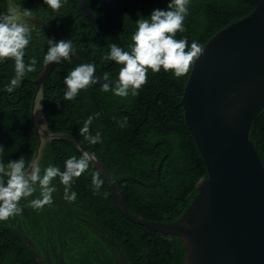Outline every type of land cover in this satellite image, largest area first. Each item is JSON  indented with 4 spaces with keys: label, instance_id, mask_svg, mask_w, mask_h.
Masks as SVG:
<instances>
[{
    "label": "trees",
    "instance_id": "16d2710c",
    "mask_svg": "<svg viewBox=\"0 0 264 264\" xmlns=\"http://www.w3.org/2000/svg\"><path fill=\"white\" fill-rule=\"evenodd\" d=\"M85 2L100 21L118 34L126 51H131L136 21L149 17L154 9L166 10L170 0L137 1L119 16L106 14L101 0ZM62 5L59 10L46 8L48 17L38 29L31 30L24 59L27 63L35 57L38 63L36 71L25 76L28 81L9 93L7 86L15 75V61H0V145L4 148L0 162L5 167L23 156L28 170L38 148L39 136L31 113L36 87L30 81L45 66L47 39H70L73 54L95 64L102 75L109 73V81L119 75L122 64L102 62L110 45L117 44L115 40L92 24L74 0H62ZM187 7L186 30L177 32L176 39L187 37L189 46L193 41L205 46L220 30L254 10L243 0H190ZM78 65L72 60H61L43 85L41 112L49 133L73 138L84 151L94 154L117 182L129 212L155 222L178 220L197 194L198 182L207 177L179 106L191 70L178 78L163 68L158 73L149 69L147 83L136 96L120 97L95 83L81 90L74 100H65L64 79ZM96 113L99 116L92 121L90 132L93 136L99 132L102 142L90 144L79 129ZM250 138L264 166V107L252 122ZM80 155L74 144L54 139L45 144L36 162L41 169L52 164L63 171L68 158ZM94 171L96 167L90 164L86 172L75 178L69 192L77 193L74 202L64 198L65 186L59 177L52 181L57 191L51 206L42 210L27 206L39 196V189L32 197L22 199V214L0 221V264H37L15 228L29 239L43 264H60L59 255L63 264H120L117 250L101 231L115 240L127 264H185L187 250L182 239L128 221L115 207L102 173L104 183L94 194Z\"/></svg>",
    "mask_w": 264,
    "mask_h": 264
},
{
    "label": "water",
    "instance_id": "95a60500",
    "mask_svg": "<svg viewBox=\"0 0 264 264\" xmlns=\"http://www.w3.org/2000/svg\"><path fill=\"white\" fill-rule=\"evenodd\" d=\"M74 1L92 24L126 50L118 34L92 13L85 0ZM137 1L142 0H101V4L106 14L119 16ZM243 1L254 10L207 42L179 102L207 171L185 213L172 223L132 214L107 167L96 156L92 163L104 175L122 216L152 232L182 239L187 250L185 264H264V166L250 138L252 122L264 107V0ZM62 60L87 63L74 54ZM56 64L45 65L30 81L36 87L31 113L39 136L33 161L41 146L34 120L36 98ZM95 75L100 77L97 84L101 87L105 83L113 87L119 79L118 75L113 81H104L101 73L96 71ZM25 81L28 79H23L21 86ZM49 136L74 144L81 153L87 152L73 138L52 133ZM161 166L162 162L157 168L158 178ZM14 230L36 263L43 264L29 239L20 229ZM101 233L117 250L120 264H127L115 240ZM59 261L63 264L60 255Z\"/></svg>",
    "mask_w": 264,
    "mask_h": 264
},
{
    "label": "clouds",
    "instance_id": "9594fccd",
    "mask_svg": "<svg viewBox=\"0 0 264 264\" xmlns=\"http://www.w3.org/2000/svg\"><path fill=\"white\" fill-rule=\"evenodd\" d=\"M45 4L53 10H59L62 0H44ZM66 2V0H64ZM190 0H170L166 10L154 9L149 17H141L136 21L137 30L132 36L131 51H126L117 44L110 45V51L102 57L103 61L112 60L123 67L119 71V79L114 87L105 83L103 91H113L115 95L127 97L138 95L139 89L147 83L149 69L154 73L171 71L176 77H181L193 69L196 61L204 52V46L193 41L189 46L187 37L176 39L177 32H184V20L188 15ZM32 10H19L11 7L7 14H0V61L14 59L15 75L7 86L10 93L19 87L28 73L36 71L38 63L35 57L25 62V49L31 41V28L22 18H30ZM48 50L44 57L45 65L59 63L62 59H69L75 49L70 39L55 41L47 39ZM96 66L93 63H82L71 70L65 77V100H74L81 90H84L99 81L96 75ZM102 79L109 80V73L105 72ZM99 116L96 113L89 116L82 128L80 135L90 144L102 142L101 134L94 136L90 132L92 121ZM127 122V117L124 118ZM124 124H121L123 127ZM4 151L0 145V153ZM95 161V155L82 152L80 157L71 156L65 161L64 170L49 164L46 168L33 161L26 170V161L23 156L11 160L7 166L0 162V221L21 215L22 199L32 197L39 189V196L28 202V207L42 210L44 206L53 204V193L57 191L52 181L59 177L60 183L65 186L64 198L74 202L77 193L70 189L75 178L86 172L90 164ZM4 177H7L5 181ZM104 180L99 170L92 173L94 194L99 193ZM105 195H107L105 193Z\"/></svg>",
    "mask_w": 264,
    "mask_h": 264
},
{
    "label": "flooded vegetation",
    "instance_id": "af4514ba",
    "mask_svg": "<svg viewBox=\"0 0 264 264\" xmlns=\"http://www.w3.org/2000/svg\"><path fill=\"white\" fill-rule=\"evenodd\" d=\"M11 7H15L19 10L22 9L32 10V16L30 18H22L23 22L27 23L31 28V30L38 29L42 25L46 17H48L46 13V8L48 9L49 6L45 4L44 0H0V14H7L9 8ZM41 97L42 94L41 92H39L36 99L41 100ZM83 220L88 221L87 219H83ZM101 234L103 235V233ZM48 262L50 263L49 260Z\"/></svg>",
    "mask_w": 264,
    "mask_h": 264
},
{
    "label": "rangeland",
    "instance_id": "374dc122",
    "mask_svg": "<svg viewBox=\"0 0 264 264\" xmlns=\"http://www.w3.org/2000/svg\"><path fill=\"white\" fill-rule=\"evenodd\" d=\"M34 120H35L36 125L39 128V134L41 137V146H40V152H41L43 147L45 146V144L51 140V138L49 136V131H48L47 126H46V122H45L44 117H43L42 112H41V100H37V102H36V106H35V110H34ZM40 152H39V154H40ZM36 160H35V162H36Z\"/></svg>",
    "mask_w": 264,
    "mask_h": 264
}]
</instances>
